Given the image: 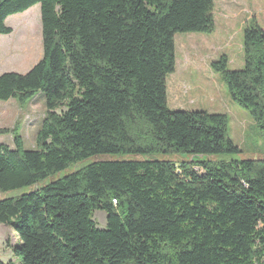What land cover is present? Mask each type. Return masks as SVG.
<instances>
[{
	"label": "trees",
	"instance_id": "trees-1",
	"mask_svg": "<svg viewBox=\"0 0 264 264\" xmlns=\"http://www.w3.org/2000/svg\"><path fill=\"white\" fill-rule=\"evenodd\" d=\"M39 4L42 57L0 74V100L42 94L35 148L0 145V191L33 185L95 154H234L228 116L172 110L177 33L214 31V0H0L5 19ZM243 66L210 63L264 134V30L242 31ZM197 168V169H196ZM105 213L100 228L93 212ZM16 232L6 264H264V159L104 160L0 199Z\"/></svg>",
	"mask_w": 264,
	"mask_h": 264
},
{
	"label": "rangeland",
	"instance_id": "rangeland-1",
	"mask_svg": "<svg viewBox=\"0 0 264 264\" xmlns=\"http://www.w3.org/2000/svg\"><path fill=\"white\" fill-rule=\"evenodd\" d=\"M238 5L245 13L244 27L251 21L256 20L257 24L264 30V0H238ZM242 4V5H241ZM217 7L215 11H217ZM214 11V10H213ZM239 16L234 23H239ZM25 22V23H24ZM6 26L11 28V33L3 34L0 38V74L3 72H27L42 57L41 23L39 4H35L23 12L9 15L5 19ZM241 26L234 25L230 32H219L222 35L223 50L215 54V50L210 52L204 49L203 40L195 38L186 43L187 38L193 35L201 37H216V31L211 33H177L174 36L175 63L176 57L178 65L183 64L184 59L207 60V53H211L208 63H200L196 66L180 68L175 64V69L166 77V101L169 109L172 110H206L208 112L219 111L228 116L227 135L228 138L239 148V152L230 154H202L191 156L187 153H151V154H95L82 160L73 162L63 169H60L33 185L20 188L0 191V199L13 198L28 192L39 190L50 182L75 172L84 166L104 160H169L176 164L192 161L198 164L201 161L213 163L231 160H263L264 159V134L251 118L247 110L230 100L226 87L219 74L210 69V61L216 59L221 54H226L230 59L228 68L230 70L242 68V29ZM215 28V27H214ZM16 37V39H15ZM220 40V36H217ZM20 39V41H19ZM180 39V40H179ZM218 42V41H217ZM219 43V42H218ZM189 44V46H187ZM188 47V49H186ZM232 48V49H231ZM234 52L231 56V51ZM233 60V63H232ZM239 64V65H238ZM199 71L200 80L191 76L193 69ZM181 80L178 87L179 98H172L170 88L172 82ZM223 97L218 98L217 94ZM227 97V101H226ZM16 103V109L13 104ZM16 111L17 113L12 115ZM4 113V119L0 120V144L14 147L13 136L10 132H1L3 129H15L22 138L23 148L30 150L35 148V135L39 129L45 113L43 95H35L23 105L12 99L10 102L0 100V113ZM33 115L34 123H30V115ZM11 116H13L11 118ZM8 118H11L9 120ZM28 121V122H27ZM197 169V168H196ZM105 213L101 210L93 212V219L98 227H105ZM18 244L16 232L11 233L10 227L0 223V264L14 261L17 256L12 252V246Z\"/></svg>",
	"mask_w": 264,
	"mask_h": 264
},
{
	"label": "crops",
	"instance_id": "crops-1",
	"mask_svg": "<svg viewBox=\"0 0 264 264\" xmlns=\"http://www.w3.org/2000/svg\"><path fill=\"white\" fill-rule=\"evenodd\" d=\"M237 1L238 0H214V8H213V17H214V31H216L217 30V33H216V35L217 36H220V40H218L217 38V36L214 38V37H211V38H207V37H201V36H198V35H193V36H190V37H187V38H183V39H185V40H187V42L186 43H190V41L192 40V39H195V38H198V39H201V40H203V47H204V49H206L207 51H210V52H212V51H214L215 50V54L216 53H219V51H222L223 50V45H222V35L224 34V33H226L227 31L228 32H230V31H232V30H229L231 27H233L234 25H238V26H240V25H242L241 26V29L243 30V28H244V21H245V13L246 12H248V9L246 8V10H244V11H246V12H243L242 11V8L238 5V3H237ZM242 5V4H241ZM216 6H218L217 7V11H215V8H216ZM239 16H241L240 17V21H239V23H234V20H236ZM223 32V34L222 35H219V32ZM2 35L3 34H0V38L2 37ZM180 40V39H179ZM219 43H218V42ZM187 46H189V44H187ZM186 49H188V47L186 48ZM232 49V48H231ZM207 53V58H209V59H211L210 57H211V53ZM233 52H234V48H233V50L231 51V56H232V54H233ZM221 55H225L226 57H227V59H228V61H229V57L226 55V54H221ZM221 55H219V57L221 56ZM219 57H217L216 59H214V60H211L210 61V63L211 62H213V61H215V60H217ZM209 59H207V60H198V61H195V62H193L192 60H188V59H184V61H183V64H181V65H178V62H177V57H176V63L175 64H177L181 69L182 68H185V70L184 71H186L187 70V67L188 66H196L197 64H200V63H203V62H205V63H208V60ZM232 63H233V60H232ZM239 65V64H238ZM242 65H243V58H242ZM210 69H211V67H210ZM240 69V68H239ZM212 70V69H211ZM235 70V69H234ZM237 70V69H236ZM199 71L198 70H196V68H194L193 69V71H192V73H191V76H193V77H195V79H197V80H200L201 78H200V76H199ZM181 82V80H179V79H177L176 81H174V82H172V84H171V88H170V92H171V96H172V98H179V96H180V93L178 94V87H179V83ZM228 94V93H227ZM38 95H40V94H37V96ZM218 95V98L221 100V102L222 101H224L223 100V97L218 93L217 94ZM228 97H229V95H228ZM230 98V97H229ZM13 98H10V99H8V100H6V101H4V102H10L11 100H12ZM15 100V99H14ZM228 99H227V97H226V101H227ZM230 100H231V98H230ZM16 101V100H15ZM17 107H16V103H14L13 104V109L15 110ZM178 110H180V109H178ZM204 111H206V110H204ZM14 113L12 114V115H14V114H16L17 112L16 111H13ZM208 112V111H207ZM3 113V112H2ZM211 113H221V112H219V111H214V112H211ZM225 114V113H224ZM30 115V114H29ZM4 117V113L3 114H1L0 113V120H1V118H2V120L4 119L3 118ZM13 116H11V118H12ZM30 119H29V121H30V123L32 122V123H34V120H33V115H30ZM11 118H8L9 120H11ZM28 122V121H27ZM0 127H3V126H0ZM1 145V144H0ZM8 146V145H7ZM9 148H12V147H9Z\"/></svg>",
	"mask_w": 264,
	"mask_h": 264
},
{
	"label": "bare ground",
	"instance_id": "bare-ground-1",
	"mask_svg": "<svg viewBox=\"0 0 264 264\" xmlns=\"http://www.w3.org/2000/svg\"><path fill=\"white\" fill-rule=\"evenodd\" d=\"M25 23V22H24ZM15 39H16V37H15ZM19 41H20V39H19Z\"/></svg>",
	"mask_w": 264,
	"mask_h": 264
}]
</instances>
